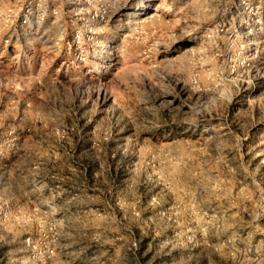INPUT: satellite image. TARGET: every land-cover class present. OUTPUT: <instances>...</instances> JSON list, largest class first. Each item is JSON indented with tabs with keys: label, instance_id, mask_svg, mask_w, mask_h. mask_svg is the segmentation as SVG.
Instances as JSON below:
<instances>
[{
	"label": "rangeland",
	"instance_id": "374dc122",
	"mask_svg": "<svg viewBox=\"0 0 264 264\" xmlns=\"http://www.w3.org/2000/svg\"><path fill=\"white\" fill-rule=\"evenodd\" d=\"M0 264H264V0H0Z\"/></svg>",
	"mask_w": 264,
	"mask_h": 264
},
{
	"label": "bare ground",
	"instance_id": "6f19581e",
	"mask_svg": "<svg viewBox=\"0 0 264 264\" xmlns=\"http://www.w3.org/2000/svg\"><path fill=\"white\" fill-rule=\"evenodd\" d=\"M168 9L169 8H167V7L166 8H162L161 11H164V12L166 11L167 12Z\"/></svg>",
	"mask_w": 264,
	"mask_h": 264
}]
</instances>
